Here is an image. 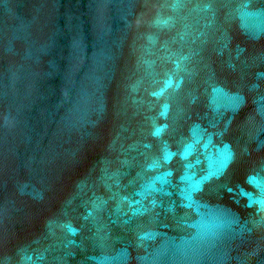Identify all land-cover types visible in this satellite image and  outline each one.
<instances>
[{"label": "water", "instance_id": "water-1", "mask_svg": "<svg viewBox=\"0 0 264 264\" xmlns=\"http://www.w3.org/2000/svg\"><path fill=\"white\" fill-rule=\"evenodd\" d=\"M0 264H264V0H0Z\"/></svg>", "mask_w": 264, "mask_h": 264}]
</instances>
